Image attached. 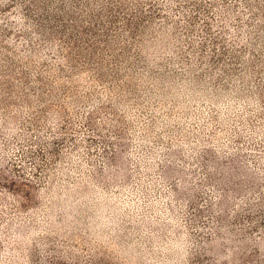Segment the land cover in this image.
<instances>
[{
	"label": "rangeland",
	"instance_id": "rangeland-1",
	"mask_svg": "<svg viewBox=\"0 0 264 264\" xmlns=\"http://www.w3.org/2000/svg\"><path fill=\"white\" fill-rule=\"evenodd\" d=\"M0 264H264V0H0Z\"/></svg>",
	"mask_w": 264,
	"mask_h": 264
}]
</instances>
